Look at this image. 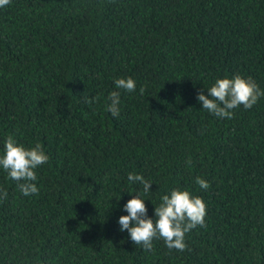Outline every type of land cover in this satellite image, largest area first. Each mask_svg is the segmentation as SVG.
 <instances>
[{
  "label": "trees",
  "instance_id": "16d2710c",
  "mask_svg": "<svg viewBox=\"0 0 264 264\" xmlns=\"http://www.w3.org/2000/svg\"><path fill=\"white\" fill-rule=\"evenodd\" d=\"M236 75L264 90V0L0 8V155L12 135L49 156L35 170L38 194L0 169V264H264V97L231 120L197 101ZM129 77L136 91L115 88ZM112 91L118 118L106 111ZM173 189L202 197L205 227L185 235L183 252L156 239L144 251L120 231L124 205L141 195L154 220Z\"/></svg>",
  "mask_w": 264,
  "mask_h": 264
},
{
  "label": "clouds",
  "instance_id": "9594fccd",
  "mask_svg": "<svg viewBox=\"0 0 264 264\" xmlns=\"http://www.w3.org/2000/svg\"><path fill=\"white\" fill-rule=\"evenodd\" d=\"M11 0H0V8L10 5ZM115 88L126 92L136 91V81L129 78L114 80ZM145 89L140 88L141 95ZM264 97V90L251 78L245 79L239 75L232 78L217 79L207 88V95L202 91L197 95V101L202 103V109L221 118L231 120L234 109L241 105L245 110L256 105L260 98ZM95 97L88 98L87 103L95 101ZM110 104L106 111L113 117L120 115V91H112L109 94ZM49 156L45 154L42 145L36 143L26 148L19 144L14 136L9 135L4 142V154L0 155V169L8 174V178L16 181L17 186L24 196L39 193V188L34 181L37 180L36 169L48 163ZM188 163H191L189 161ZM130 183L143 185L142 195L149 193L152 183L143 176L129 173ZM196 184L202 190H207L210 185L206 180L197 177ZM7 198V191L0 189V200ZM145 199L141 195H134L124 205V211L128 215L119 217L120 231H127L131 242L139 245L144 251L153 250V240H162L169 250L183 252L186 250L185 235L197 226L205 227L207 205L200 196H193L187 190L173 189L170 194L161 197V203L155 206V219L148 217ZM119 201V199L117 200Z\"/></svg>",
  "mask_w": 264,
  "mask_h": 264
}]
</instances>
